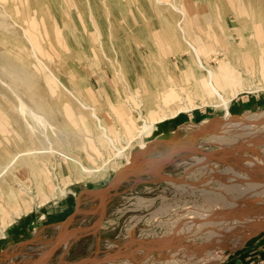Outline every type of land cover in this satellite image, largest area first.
Instances as JSON below:
<instances>
[{
	"label": "rangeland",
	"instance_id": "obj_1",
	"mask_svg": "<svg viewBox=\"0 0 264 264\" xmlns=\"http://www.w3.org/2000/svg\"><path fill=\"white\" fill-rule=\"evenodd\" d=\"M179 28L208 67L225 61L236 70L264 68V0H0V169L28 153L0 178V235L16 217L61 200L71 206L56 216L41 256L64 229L71 237L61 247L80 235L82 241L52 264H221L264 234L246 235L233 249L214 244L249 231L228 212L264 209V90L240 93L235 101L248 99V107L228 108L227 120L223 109L196 101L180 114L178 133L154 140L151 131L144 146L136 139L111 159L99 125L124 146L139 124L136 109L155 119L163 114L160 91L200 84L198 73L189 75L195 59ZM33 54L98 120L46 82ZM259 81L251 85L264 86ZM179 144L210 156L178 151L162 165ZM50 148L90 168L111 160L86 174ZM124 169L103 199L100 192ZM111 190L118 194L109 212L115 224L102 228ZM73 194L74 205L67 199ZM187 221L195 223L184 227Z\"/></svg>",
	"mask_w": 264,
	"mask_h": 264
},
{
	"label": "bare ground",
	"instance_id": "obj_2",
	"mask_svg": "<svg viewBox=\"0 0 264 264\" xmlns=\"http://www.w3.org/2000/svg\"><path fill=\"white\" fill-rule=\"evenodd\" d=\"M179 29L181 30V36L187 45L186 50L191 51L192 55L194 56V59H195V62L190 65L189 75L193 79H196L195 77H196V74L198 73L200 75L199 76L200 78H198L196 80H198L200 84L199 85L197 84L196 87H193V86L192 87H180V85H178L176 83H172L170 85V88H168V91L166 93H165L166 89H163L162 91H160L159 95L164 94L161 99L167 100L169 102H166L163 100L162 102L158 103L159 106H162V107H160L161 109L164 107L163 108V114L160 117H157L155 119L150 120L147 117H144L142 115L140 107L138 109H136V112L138 113V119L137 120L139 121V124L132 131L131 136L129 138H126V140H125L126 142H125L124 146H118L116 144L117 141L115 142V140L107 133L106 128L101 127L99 125V128L102 130L103 137L105 138L108 145L113 149V155L111 156V159H113L115 157L122 156L124 154L126 148L129 146V144L136 139L141 140L140 141L141 145L144 146L142 139L145 135L150 134V132L154 129L155 123H160V122H163L167 119L175 118L177 115L181 114L182 112L190 111L191 109L194 108V106H196V101H200L199 105L211 104V106H213L216 109H223L225 112L224 113V119L227 120L230 117V113L228 111V105L235 97H237L242 92L250 93V92H254L256 90H264V86H262V85H260L258 87H253L251 85L257 79L260 80L259 82L264 83V68L257 69L254 66L253 67H245V68L238 67V70H236L235 68L232 69L231 66L225 61L219 62V64L215 67H208L205 64V62L202 60V58H201L197 48L195 47V45L187 39L182 28H179ZM25 31H27V30H25ZM25 31L23 33H26V35L28 37L29 32L27 31L28 32L27 33ZM30 36H33V35H30ZM28 39H29V37H28ZM31 40H32V37L30 38V40H28V42H30ZM34 43H33V46H36V47H33V46L32 47L35 48V51L39 50L40 48L37 49L38 45L37 44L35 45ZM39 55H40V53H39ZM33 56L35 57L36 61H38L39 64L42 65V67L47 71L48 75H44L45 76L44 78H45L46 82L48 84H50V86L55 85V84L60 85L61 88H63V90H65L67 93H69L71 95V97H73L83 109H89L90 111H92L93 116L96 117L95 113L93 112L92 107L85 104L79 96L74 95L64 84H62L60 81H58L57 78L54 77L52 72L46 67V65H44L42 60H40L36 56V54H33ZM46 58H48V57H46ZM192 100H193V102H192ZM19 105H20V109L22 111H24L25 106L23 105V103L21 101L19 102ZM148 105L150 107H152V103H148ZM31 114L33 116H35L36 118H38L39 121L42 120V118L40 116H38V115L36 116L32 112H31ZM97 120H98V118H97ZM39 152H41V151H39ZM50 153H58V152H56L50 148ZM27 154L28 153H26V152H20V153L15 154L8 161V163L0 169V178L7 173L9 168L14 164V162L18 158L25 156ZM58 154L60 156L64 157L67 161H70L71 163L76 165L77 169H79V171L81 173H86V174L98 173L99 171H101L104 168L106 163L111 160V159H108V160L104 159L100 166L90 168V167L84 166L79 159H77L73 156L62 154L60 152ZM89 157L90 156H88V158ZM224 213H226V211H224ZM17 215L18 214H16L15 216H17ZM221 216H223V214ZM227 216H229L227 219L232 217V219L234 220L233 222H235L236 220H239V222L241 224L243 223V225H245V227H247V231L248 230L249 231L246 232L245 235L239 237V239H237V236H236L235 240L229 239V240H225L223 242L221 240L218 243L213 242L214 244H217L218 246H220L222 248L224 247V249H233L237 245V244H235L236 241H238L240 239L243 240L247 237L246 235H249L251 233H257V232L262 231L264 229V209H257V210L256 209H246V208H245V210L234 209V211L228 212ZM215 219H217V218H215ZM211 221L213 222V219ZM229 222L230 221H225V223L221 224V226H223V228H225V229H228V227H230ZM194 223L195 222L192 223L190 221H187V222H185V224L183 226L186 227L187 225H191ZM183 226H182V228H183ZM221 238H223V237H221ZM239 244H241L240 241L238 242V245Z\"/></svg>",
	"mask_w": 264,
	"mask_h": 264
},
{
	"label": "crops",
	"instance_id": "obj_3",
	"mask_svg": "<svg viewBox=\"0 0 264 264\" xmlns=\"http://www.w3.org/2000/svg\"><path fill=\"white\" fill-rule=\"evenodd\" d=\"M257 99H259L258 96L252 98L251 100L253 102H257ZM233 100L229 103L228 108L234 113L238 112L237 109H240V111L242 109L243 111V109L248 107L246 106L249 102L248 99L246 101L242 100V102H236V99ZM182 125L183 123L180 122L179 114L175 118L167 119L160 123H155V127L152 130L150 136H152L154 133H158L154 138V140H156L158 137L178 133ZM117 195V192L111 190L107 196V216L103 224L100 226L102 228L109 227V225L113 223L115 224V222H113L115 215L113 213L109 215V212H113L111 210V199H114ZM77 198L78 197L73 194L67 199H69V201H71L74 205L77 201ZM48 204L16 217L11 224L4 228L0 235V264H34L37 261V258H39L38 256H41L44 250L51 243L49 240L51 235H48L47 232L49 228L53 227L55 229L57 227L56 223L58 219L56 216L58 218L60 215L63 217L66 214L68 208L71 206L68 201L66 202L64 200H61L58 203H52L51 205ZM66 230L67 229H64V231ZM66 235L65 238H68V236L71 237V235ZM81 237L82 236L80 235L79 237L70 241L68 244H64L62 247L59 246L55 248L52 256L49 257L43 264H52V262L57 259L58 256L64 254L63 252L67 247L71 249L74 242L82 241ZM58 251L59 254L57 255ZM33 254L35 257H32ZM260 259H264V234L258 237L254 242L237 254L228 257L221 264H247L250 261H258ZM86 262L87 264H100V262L88 258L72 260L67 262V264H85Z\"/></svg>",
	"mask_w": 264,
	"mask_h": 264
},
{
	"label": "water",
	"instance_id": "obj_4",
	"mask_svg": "<svg viewBox=\"0 0 264 264\" xmlns=\"http://www.w3.org/2000/svg\"><path fill=\"white\" fill-rule=\"evenodd\" d=\"M178 151H187L189 153L196 154V155H206L207 157L210 156V155H207V154H203L201 152H198V151L192 149L188 145L179 144V145H177L176 148H173L171 151H169L167 153V155L164 158H162L160 160L161 164L162 165L166 164L169 159H171L174 155H176L178 153ZM131 169H133V167H130L129 168V170H131ZM127 171H128V169H124L122 171H119L118 174L112 178V180L108 184V186L106 188H104L100 192L102 194V198L103 199L105 198L106 194L108 193V191L112 187V184L115 182V180L118 178V176L124 174ZM64 232H63L62 236L59 238V240L56 243H54L52 246H50V248L34 264H43L50 257L51 253L53 252V250L55 248L59 247L61 244L65 243V242H67V240H66V238L64 236ZM109 258H118V255H113V256H110ZM103 261H105V260H100L98 262H103Z\"/></svg>",
	"mask_w": 264,
	"mask_h": 264
},
{
	"label": "built area",
	"instance_id": "obj_5",
	"mask_svg": "<svg viewBox=\"0 0 264 264\" xmlns=\"http://www.w3.org/2000/svg\"><path fill=\"white\" fill-rule=\"evenodd\" d=\"M247 264H264V259H260L258 261H250L249 263Z\"/></svg>",
	"mask_w": 264,
	"mask_h": 264
}]
</instances>
